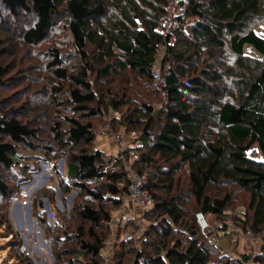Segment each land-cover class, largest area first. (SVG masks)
<instances>
[{
	"label": "trees",
	"instance_id": "trees-1",
	"mask_svg": "<svg viewBox=\"0 0 264 264\" xmlns=\"http://www.w3.org/2000/svg\"><path fill=\"white\" fill-rule=\"evenodd\" d=\"M174 2L0 0V20L6 16L33 17L34 23L22 33L24 41L33 44L54 34L57 20L66 18L65 27L72 40L69 44L82 60L89 59V45L97 52V59L107 60L119 54L120 70H128L142 82L153 81L155 91L167 96L165 106L157 112L143 104L118 119L120 124L126 121L132 125L134 119L143 118L141 137L132 146L140 153L134 165L141 175H148L146 189L156 203L155 209L144 216L152 221L140 240L143 249L136 251L133 264H220L226 258L208 234L200 231L195 216L203 212L222 219L232 200L226 192L228 187L250 195L247 208L240 210L237 217L243 229L251 230L261 242L256 254L243 255L240 260L226 259L223 264H264V36L256 32L264 25V0ZM73 5L80 8V14H75ZM247 45L259 56L246 54ZM160 47L165 49L160 61L162 78L155 82L153 67ZM4 52L0 40V56ZM60 57L56 53L54 73L58 78H69L82 90L70 93L75 105L72 112L80 119L70 120L65 141L61 140L62 144L74 146L69 147L72 153L68 152L66 176L76 180L73 186L86 192L98 206L85 205L80 212L82 218L94 226L103 220L109 225L110 216L99 207L106 200L120 208L128 194V176L116 169L121 160L115 161L104 151L76 149L80 144L95 143L94 125L88 120L103 115L102 104L92 81L87 80L91 66L85 64L82 78L69 76ZM111 68L106 65L102 76L109 77ZM4 75L0 65V87L5 85ZM112 94L105 107L120 113L121 102H116L117 95ZM92 104L95 107H89ZM11 115V111L0 114V195L4 197L10 191L3 169L22 174L23 166L18 168L21 148L45 152L43 159L52 157L53 168L64 157L50 146L34 145L32 141L40 140L37 133ZM154 116L159 117L158 126ZM254 148L259 149L261 158L249 155ZM110 162H116L115 169H109ZM184 167L188 176L183 185L188 190L183 193L182 179L177 175ZM99 182L102 184L95 189L87 184ZM160 191L170 197L163 199L157 195ZM173 192L175 195H171ZM105 193L112 195L111 199L104 200ZM190 207L194 210L191 213ZM38 221L46 224L44 216ZM149 234L157 240L149 241L145 237ZM79 242V255L92 257L68 259V264H101L103 242L98 237L94 244L82 237ZM214 255L222 259L213 262ZM15 258L21 264H31L29 258ZM55 258L56 264H65V257ZM117 259L115 264H122L124 252Z\"/></svg>",
	"mask_w": 264,
	"mask_h": 264
},
{
	"label": "rangeland",
	"instance_id": "rangeland-1",
	"mask_svg": "<svg viewBox=\"0 0 264 264\" xmlns=\"http://www.w3.org/2000/svg\"><path fill=\"white\" fill-rule=\"evenodd\" d=\"M172 2L174 5V0ZM72 9L76 15L81 13L77 6L73 5ZM67 22L66 18H59L53 29L54 34L49 33L44 41L27 44L22 33L27 30V26L34 23L33 17L19 16L11 19L6 16L4 20H0V40L5 50L0 56V65L5 69L3 82L5 85L0 87V114L11 111L12 117L33 129L40 137L38 142L32 141L34 145H47L64 155L63 158H59L57 167L53 168L54 159L52 157L48 158L50 160L43 159L45 152H31L21 148L18 168L23 166L22 174H20L21 171L9 172L3 169V176L10 194L6 197L0 195V261L3 260V264H19L15 257H35L37 261L35 264H49V258L52 256L65 257V264H68V259L92 257L90 254L79 255L78 252L82 250L81 242H79L81 237L83 241L92 244L96 243V237H98L103 242L104 259H101V264H115L118 261L117 257L123 252L126 259L122 261V264H133L136 251L143 249L140 240L143 234L149 231L148 227L152 220H145L144 217L137 218L122 226L112 225L111 222L108 225L103 220L99 226H94L82 218L80 212L85 205L94 208L98 206L86 192H81L73 186L76 180L71 181L66 176L70 162L68 152L70 153L74 146H67L66 142L61 143V140L65 141L70 120L80 119L72 112L75 105L71 101L70 93L73 90L81 92L82 90L69 78L61 79L56 76L54 73L56 53L61 56L63 67L69 76L82 78L81 73L86 69L85 64L88 63L91 66L92 70L87 72V80L92 81V87L102 104L103 115L88 120L94 125L95 143L90 146L80 144L76 149H85L90 152L93 148H97L104 151L106 155L113 156L115 161H120L121 159L116 158V154L119 151L118 147L122 146V150L126 149L127 156L120 161V166L116 169H122L127 173L126 181L129 184V175L132 171L138 172V169L131 159L132 147L129 149L128 146L141 137L140 130L144 128L143 118L134 119L132 125H127L126 121L120 124L118 119L129 115L135 107L143 104L151 106L157 112L165 106L164 98L161 93L155 91L156 83L153 81L142 82L139 76L128 70H120L119 54L107 60L97 59V52L89 45V59L82 60L78 52L69 44H72V40L65 27ZM256 32L264 36V25H260ZM245 53L259 56L257 51L249 45L245 46ZM158 55L159 59L153 68L161 71L160 61L163 59L164 51H159ZM106 65L112 68L110 76L105 78L101 70L105 69ZM112 93L117 95L116 102H121L120 113L115 114L111 112L112 108L105 107L108 99L111 95L113 96ZM89 107H95V104ZM154 118L155 125L158 126L159 117L154 116ZM133 132H135L134 136H132ZM135 145L136 147L139 145V140ZM249 155L261 158L258 148L251 149ZM112 162L109 163V169L116 167V162L114 164ZM144 176L148 180V175L144 174ZM179 176L182 179L181 191L184 193L188 190L187 186L183 185L188 176V169L184 167L177 175ZM102 182L87 184L90 189H95ZM226 192L232 198L229 210L220 220L213 215H207L211 225L208 237L218 245L219 253L226 259L240 260L243 255L256 254L261 241L256 236V238L254 236L247 238L248 230L243 229L237 217L240 210L245 211L247 208L250 195L236 187H228ZM105 194L104 200L109 195ZM157 195L163 199L170 197L163 191L158 192ZM171 195H175V192ZM111 197L112 195H109L107 200ZM99 208H103L108 213L110 221L119 212V208L116 209L110 201L106 200ZM192 211L194 210L190 207L189 212ZM43 216L46 224L38 221ZM52 216L53 221H51ZM145 237L149 241L157 240L152 234ZM28 244L31 246L28 255L19 256L18 248L22 245L28 248ZM128 251L130 254L127 253ZM218 259L222 258L217 255L211 258L213 262H218ZM226 259H224L225 262ZM224 260H220V264H223Z\"/></svg>",
	"mask_w": 264,
	"mask_h": 264
},
{
	"label": "built area",
	"instance_id": "built-area-1",
	"mask_svg": "<svg viewBox=\"0 0 264 264\" xmlns=\"http://www.w3.org/2000/svg\"><path fill=\"white\" fill-rule=\"evenodd\" d=\"M159 49L160 51H165L164 47H160ZM160 78H161L160 69H155L153 73V79L155 80V82H158ZM163 98H164V102L166 103L168 98L165 95V93H163ZM111 112L115 114L117 113L114 112L112 109ZM108 125L110 127L109 123ZM133 134L135 135V132L132 133V136H134ZM118 138L120 139V136H118ZM130 144L131 145L128 146L129 149H131L130 147L134 146V141ZM118 149L119 151L116 154V158L124 160V158L127 156L126 149L122 150V146L118 147ZM130 155L133 162L138 161L140 158V154L133 149H131ZM129 179H130V184H129L128 194L126 195V197L122 199L119 212L115 215L114 219L111 218L110 222L112 225H118V226L127 225L132 220H135L137 218H143L148 212L152 211L156 207V203L153 198V195L149 190L146 189V184H147L146 177L144 175H141L139 172L132 171L131 174L129 175ZM195 217L200 231L202 233L208 234L211 225L209 220L207 219V215L204 214L203 212H198ZM53 218L54 217L52 216L51 221L54 220ZM246 234L248 235L247 238H252L253 236L251 230H248ZM43 244L46 245L45 241H43ZM30 247H31L30 244H28V248L25 245L20 246L18 248V255L27 256ZM24 258H29L32 264H35L37 262L35 257H24ZM49 260H50L49 264H56L55 257L50 256ZM18 263L21 264L20 262ZM0 264H3V260L0 261Z\"/></svg>",
	"mask_w": 264,
	"mask_h": 264
}]
</instances>
